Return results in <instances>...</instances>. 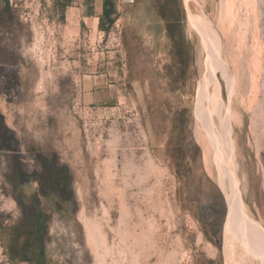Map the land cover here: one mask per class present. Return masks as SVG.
I'll return each instance as SVG.
<instances>
[{"label":"rangeland","instance_id":"1","mask_svg":"<svg viewBox=\"0 0 264 264\" xmlns=\"http://www.w3.org/2000/svg\"><path fill=\"white\" fill-rule=\"evenodd\" d=\"M163 1L111 0L100 18L80 7L94 0H0V142L20 139L33 172L19 199L0 149V264H31L3 228L33 194L40 264H264L263 241L228 224L244 211L264 236V0H172L175 45ZM38 151L67 170L55 194Z\"/></svg>","mask_w":264,"mask_h":264},{"label":"trees","instance_id":"2","mask_svg":"<svg viewBox=\"0 0 264 264\" xmlns=\"http://www.w3.org/2000/svg\"><path fill=\"white\" fill-rule=\"evenodd\" d=\"M110 2L111 0H103V13L100 18L108 15ZM7 131H10V128L6 126L4 117L0 113V139L2 137L8 138ZM2 148L8 150L7 153L1 154V158L6 161V182L10 185V192L21 199L23 197L22 187L33 177V172L26 168L23 146L20 145V139L15 135H13V138L11 137V142L9 139L6 144L0 142V149ZM34 149V147H27L28 151L33 152ZM36 154V161L39 163V172L46 189V195L55 194L58 187L68 184L67 170L65 167H59L52 157H46L42 151H38ZM27 198V201L19 200L24 204L21 208L20 217L3 228L4 231H8L6 251L12 262L27 261L31 264H40L41 252L44 248L43 239L46 232V227L42 225V222L46 221V218L40 209L36 195H29Z\"/></svg>","mask_w":264,"mask_h":264},{"label":"bare ground","instance_id":"3","mask_svg":"<svg viewBox=\"0 0 264 264\" xmlns=\"http://www.w3.org/2000/svg\"><path fill=\"white\" fill-rule=\"evenodd\" d=\"M185 1H188V0H185ZM224 1V0H223ZM254 1V0H253ZM235 2V1H234ZM228 12V11H227ZM232 12V11H231ZM234 12V11H233ZM233 15V14H232ZM238 17V16H237ZM236 18V17H235ZM234 18V19H235ZM232 21V19H231ZM233 34V33H232ZM242 60V59H241ZM243 61V60H242ZM252 64V63H251ZM255 66V65H254ZM257 66V65H256ZM241 75V74H240ZM242 79V78H241ZM210 80V78H209ZM212 83L214 85V80L212 79ZM244 81V80H243ZM207 82V81H206ZM249 82V81H248ZM252 83V82H251ZM207 84V83H206ZM254 83H252L253 85ZM206 87H202L201 90H200V95L201 97H204V96H207L206 94ZM252 90V89H251ZM251 92V91H249ZM254 93V92H253ZM252 93V94H253ZM251 95V94H250ZM218 97H216L217 99ZM215 99V100H216ZM230 201V198L228 197V202ZM228 224L231 226V230L234 231L235 229H237L243 240L247 241L248 243H250L251 245L252 244H255L256 243V240H258L259 242L260 241H263V246H264V236H262V232L261 230H259V226L257 225V223L252 220L251 218H249L245 213L244 211L242 212H238V211H233L232 208L229 209L228 211ZM262 245V244H261ZM261 245H257L258 246V250L260 252V254L262 255V257L264 258V247L262 246L261 248ZM254 246V245H252ZM251 248V246L249 247ZM252 249V248H251ZM248 250V249H246ZM253 250V249H252ZM251 250V251H252ZM247 252V251H246ZM250 252V251H248ZM252 254V253H251ZM254 255V254H253Z\"/></svg>","mask_w":264,"mask_h":264},{"label":"crops","instance_id":"4","mask_svg":"<svg viewBox=\"0 0 264 264\" xmlns=\"http://www.w3.org/2000/svg\"><path fill=\"white\" fill-rule=\"evenodd\" d=\"M79 1L80 0H78V2ZM90 6L92 7L93 10L103 8V0H94V2L91 5L87 4L84 6H82V4L80 3V7L82 9H88V7H90ZM96 20H97V18H95V22H96ZM100 66H102V64H100ZM96 73H97V75H89L88 76L89 81H87L86 84L83 83V85H82L84 98L86 100H88L87 101L88 104H98V102H99L98 98L100 97V93H101V91H103L105 89V86L98 85V84H100V81L98 78L102 77L103 74H99L98 71Z\"/></svg>","mask_w":264,"mask_h":264},{"label":"flooded vegetation","instance_id":"5","mask_svg":"<svg viewBox=\"0 0 264 264\" xmlns=\"http://www.w3.org/2000/svg\"><path fill=\"white\" fill-rule=\"evenodd\" d=\"M162 7L166 10L163 19L166 25V32L170 36L172 43L175 45L178 42L184 44L183 28L180 24V19L173 18V2L172 0H164ZM181 52V51H180ZM179 52V53H180Z\"/></svg>","mask_w":264,"mask_h":264},{"label":"built area","instance_id":"6","mask_svg":"<svg viewBox=\"0 0 264 264\" xmlns=\"http://www.w3.org/2000/svg\"><path fill=\"white\" fill-rule=\"evenodd\" d=\"M71 1V3H73V4H76L77 2H78V0H70Z\"/></svg>","mask_w":264,"mask_h":264}]
</instances>
